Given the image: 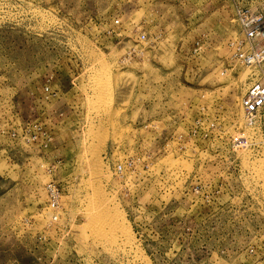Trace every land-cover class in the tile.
I'll list each match as a JSON object with an SVG mask.
<instances>
[{"label": "rangeland", "instance_id": "obj_1", "mask_svg": "<svg viewBox=\"0 0 264 264\" xmlns=\"http://www.w3.org/2000/svg\"><path fill=\"white\" fill-rule=\"evenodd\" d=\"M237 10L264 0H0V264H264Z\"/></svg>", "mask_w": 264, "mask_h": 264}, {"label": "built area", "instance_id": "obj_2", "mask_svg": "<svg viewBox=\"0 0 264 264\" xmlns=\"http://www.w3.org/2000/svg\"><path fill=\"white\" fill-rule=\"evenodd\" d=\"M236 19L242 39L233 42V56L246 66L259 65L264 60V46L256 47L255 42L264 36V17L237 10ZM140 37L142 38L143 36L140 35ZM240 44L241 47L244 45L241 49ZM45 90H47L46 87ZM239 105L246 117H252L264 107V73L260 72L251 79L240 96ZM193 123L197 124L198 118ZM114 169L116 172L121 173L120 165H115ZM53 184V182H48L45 185V193L47 195V207L51 210L50 220L55 222L57 221L61 207L59 195H57L54 188L55 184Z\"/></svg>", "mask_w": 264, "mask_h": 264}, {"label": "bare ground", "instance_id": "obj_3", "mask_svg": "<svg viewBox=\"0 0 264 264\" xmlns=\"http://www.w3.org/2000/svg\"><path fill=\"white\" fill-rule=\"evenodd\" d=\"M103 195H104V194H103ZM101 196H102V195H101ZM103 197H104V196H103ZM101 198H102V197H101ZM99 200H100V199H99ZM102 200H104V199H102ZM104 202L109 203L107 200H104ZM104 202H99L100 205H97V207L99 208V207L101 206V204H103ZM96 203H97V202H96ZM97 204H98V203H97ZM103 205H104V204H103ZM101 207H102V206H101ZM105 207L108 208L107 206H105ZM105 207H104V208H105ZM112 207H113V204H112ZM94 208L97 209L96 206H95ZM102 208H103V207H102ZM106 208H105V209H106ZM109 209H110V208H108L107 211H109ZM100 210L102 211V214H103V210H102V209H100ZM100 210H99V211H100ZM114 210H115V208H114ZM96 211H97V210H96ZM101 211H100L99 213H101ZM105 211H106V210H104V212H105ZM110 211H113V210H110ZM97 212H98V211H97ZM113 212H114V211H113ZM105 213H106V212H105ZM105 213H104V214H105ZM108 214H110V213H107L106 215H108ZM114 214L118 215L119 213L117 214V212H116V213H113V215H114ZM110 216H111V215H110ZM111 217H112V216H111ZM117 217H118V216H117ZM101 218H102V217H101ZM114 218H115V215H114ZM114 218H113V219H114ZM121 218H122V217H121ZM121 218H119V219L122 220ZM104 219H105V218H104ZM113 219H112V221H113ZM115 219H118V218H115ZM120 220H119V221H120ZM110 221H111V219H110ZM110 223H113V222H110ZM115 223H116V221H115ZM115 223H114V224H115ZM119 223H120V222H119ZM117 224H118V223H117ZM122 224H123V223H122ZM118 225H119V224H118ZM111 226H112V225H111ZM113 226H114V225H113ZM119 226H120V225H119ZM121 226H122V225H121ZM121 226H120V227H121ZM114 228H115V226H114ZM122 228H123V229H121V230H123V233H124V235H125L126 232H125V230H124V226H123ZM107 229H108V228H107ZM117 229H118V228H117ZM126 236H127V238H128V235H126ZM126 236H125V237H126Z\"/></svg>", "mask_w": 264, "mask_h": 264}]
</instances>
